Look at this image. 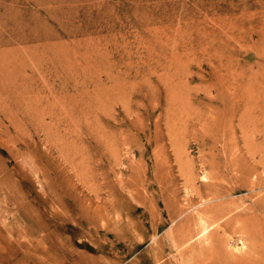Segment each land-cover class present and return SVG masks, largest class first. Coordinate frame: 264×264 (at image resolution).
I'll return each mask as SVG.
<instances>
[{
  "label": "rangeland",
  "instance_id": "rangeland-1",
  "mask_svg": "<svg viewBox=\"0 0 264 264\" xmlns=\"http://www.w3.org/2000/svg\"><path fill=\"white\" fill-rule=\"evenodd\" d=\"M0 264H264V0H0Z\"/></svg>",
  "mask_w": 264,
  "mask_h": 264
},
{
  "label": "bare ground",
  "instance_id": "bare-ground-1",
  "mask_svg": "<svg viewBox=\"0 0 264 264\" xmlns=\"http://www.w3.org/2000/svg\"><path fill=\"white\" fill-rule=\"evenodd\" d=\"M223 100V102H224V99H222ZM220 101V100H219ZM226 103V102H225ZM225 106V105H224ZM227 107V106H226ZM207 109H209V108H207ZM234 113V112H233ZM220 114V113H219ZM233 115V114H232ZM245 116V115H244ZM246 118V117H245ZM230 119H231V121H232V119L235 121H237V119H238V126L239 127H241V128H243V125H244V117H243V115H241L240 117H238L237 119H236V115H233V116H231L230 117ZM226 120V119H225ZM230 121V122H231ZM256 122V121H255ZM226 123V122H225ZM225 126V125H224ZM231 127V126H230ZM256 128V127H255ZM258 132V131H257ZM262 133V132H261ZM258 134V133H257ZM225 136V135H224ZM225 144V143H224ZM220 201V200H219ZM218 204V203H217ZM223 204V203H222ZM222 204H220V206H222ZM212 209H207L208 210V212H210V213H212L213 214V216L215 217H217L216 219H215V221L212 223V224H210V225H207L206 223H205V220H203V218L202 217H200V216H198V221H199V223H198V226H199V230L196 232V233H194L193 234V232L191 233V232H189V233H185V230L181 233V235H179V237H178V239H179V241H177L176 243H174L173 245H174V247L176 248V249H179L178 250V252L180 253V255H182L183 253H186V252H194V251H197V248L202 244V243H204V242H215V243H217L218 244V246L220 245H222V238H221V235H220V238H219V236H218V232H217V226H220L219 225V223H216V222H218V220L220 219V218H223V217H225L228 213H223L224 212V209H223V207H219V205H218V207H215V206H213V207H211ZM226 212H228V211H226ZM230 212V211H229ZM189 214V213H188ZM239 214V213H238ZM241 215V214H240ZM240 219H242V218H237V216H235V217H229L225 222H224V224H223V229H224V227H226L227 228V226L228 225H234V224H236V223H240L242 220H240ZM243 220H246V219H243ZM251 222V221H250ZM182 224H183V227H184V221H182L181 222ZM189 223V222H188ZM216 223V224H215ZM215 224V228L213 229V230H211V229H209V227L210 226H212V225H214ZM241 224H243V221L241 222ZM178 225V224H177ZM231 225V226H232ZM231 226H228V227H231ZM180 227V226H179ZM178 227V228H179ZM238 229V228H237ZM249 233V232H248ZM179 234V233H178ZM220 234V233H219ZM218 236V237H217ZM196 239H198L197 240V243H195V244H197L198 246H194L195 244H191V241L192 240H196ZM198 242H199V244H198ZM217 244H215V245H217ZM205 245V244H204ZM215 247V246H214ZM217 247V246H216ZM222 247V246H221ZM200 249L202 248L201 246L199 247ZM209 249V248H208ZM221 250V249H220ZM224 251H225V249H224ZM202 252H204V251H202ZM199 253H201V252H199ZM227 253H230V252H227ZM227 253H226V251L224 252V253H222V254H224V256H228V255H230V254H228L227 255ZM193 254V253H192ZM232 255V254H231ZM226 258V257H225ZM238 261V260H237Z\"/></svg>",
  "mask_w": 264,
  "mask_h": 264
}]
</instances>
